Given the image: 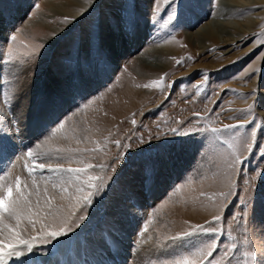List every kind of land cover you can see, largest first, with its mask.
<instances>
[{
	"label": "rangeland",
	"instance_id": "rangeland-1",
	"mask_svg": "<svg viewBox=\"0 0 264 264\" xmlns=\"http://www.w3.org/2000/svg\"><path fill=\"white\" fill-rule=\"evenodd\" d=\"M221 1L202 0L196 19L185 17L179 26L164 27L163 20L154 26L151 20L156 17L150 20L147 15L149 0H140L145 15L139 29L145 33L140 38L126 37L105 23L103 31L116 56L111 58L105 46L107 61L97 74L78 71L76 49H86L102 14L117 13L120 0H0V25L7 30L0 39V138L7 145L0 154V178H26L25 163L31 165L27 151H46L43 141L49 137L60 147L96 149L99 144L98 150L84 153L83 158L111 166L93 172L104 177L106 187L87 209L89 219L83 231L77 230L79 237L39 248L28 264H151L211 241L210 235L203 234L192 237L185 247H181L184 242L163 247L170 237L191 230L192 225H207L215 216L221 217L213 224L218 232L217 264H228L223 254L232 244L237 247L229 252L231 264H264V102L260 95L264 91V2L242 7L228 17L232 22H253L242 47L227 55L233 45L219 47L206 41L204 52L199 53L188 34L216 18ZM158 2L165 17L166 5ZM235 32L231 31L238 36ZM56 65L66 74L57 75L50 91L47 74ZM13 68L21 74L15 75ZM257 75L261 84L250 92L255 95H248L245 88ZM16 77L22 78L28 91L25 107L8 95ZM153 81H161L162 88L153 86ZM54 95L55 105L49 103ZM48 107L52 110L45 117ZM249 108L251 113L246 111ZM253 120L255 124L246 123ZM59 123H65V128L57 132ZM241 123L245 127L211 131ZM71 128L77 130L81 144L63 139L71 135ZM116 140L121 146L115 145ZM37 162L48 160L42 157ZM57 162L81 166L75 159L70 163L52 159L53 165ZM149 166L150 178L145 180ZM48 175L37 173L38 178ZM246 201L251 203L241 225L233 217ZM117 202L124 210L119 230L105 244L103 236Z\"/></svg>",
	"mask_w": 264,
	"mask_h": 264
},
{
	"label": "snow or ice",
	"instance_id": "snow-or-ice-1",
	"mask_svg": "<svg viewBox=\"0 0 264 264\" xmlns=\"http://www.w3.org/2000/svg\"><path fill=\"white\" fill-rule=\"evenodd\" d=\"M93 2L95 3V0ZM163 3L167 9L165 17H161L162 10L158 0H149L147 15L150 20L152 17H156L155 20H151L154 26L160 24L161 20H163L162 26L164 27L179 26L182 18L196 19L202 8V0H163ZM144 15L145 13L140 9V0H120L117 13L110 16L102 14L101 25L98 26L94 38L88 37L86 49L83 52L81 48L76 49L78 71L82 73L93 71L97 74L104 71L103 65L107 61L105 53L106 36L103 31L105 23L117 30L120 35L135 38ZM113 20L115 21L114 25ZM16 39L15 35L11 36L12 41H16ZM261 43L264 44V40ZM12 59L11 53H9V62ZM20 63L24 64L26 61L22 60ZM177 63H182V61H177ZM204 75L206 76V73ZM152 83L153 86L162 88L161 81H153ZM72 86L78 87L76 84ZM18 94L19 89L16 92V95ZM248 95H255V92ZM49 103L55 105L57 97L55 95L50 97ZM246 111L251 113L252 109L249 108ZM246 123L255 124V120L246 121ZM243 127H245V123L225 125L223 129L212 128L211 131L213 133L228 132L234 128ZM64 128L65 123H59L56 131L59 132ZM171 131L176 133L178 129H171ZM69 132L71 135L65 134L63 139L74 141L76 144L82 143L75 128L69 129ZM254 135L255 133H253ZM52 139L53 137H49L43 141V144L48 147L42 153L35 152L34 149L27 151L26 156L31 159V165L25 163L26 178L19 175L7 180L0 178V264H28L29 258L36 256L39 248L47 245L56 247L71 242L73 237L78 238L80 233L77 230L83 231L82 225L86 227L84 222L89 219L86 214L87 209L93 204L95 198L104 192L106 187L104 177L94 175L93 172L97 168L104 169L111 166L93 164L83 158L84 153L98 150L99 144H97L96 149L60 147L54 146ZM87 139V136L83 137V140ZM114 143L118 147L121 146L119 140L114 141ZM36 148H40V145H36ZM6 151L7 145L0 138V154ZM77 154H80V158H77ZM42 157L47 158L48 162H37ZM53 158L56 161L69 163L75 159L81 166L65 167L63 162H57L53 165ZM150 169L151 166L145 170V180L150 178ZM38 172L51 173V175L39 176L38 178ZM249 203L251 201H246L241 213L233 217L241 225L248 215L245 209L248 208ZM123 211L119 202L113 205L109 227L103 236L105 244L114 240V234L119 230L117 226ZM220 220V216H215L213 221L207 222V225H192L191 230L170 237L169 245L163 247L175 246L177 242H184L181 247H185L192 237L203 234L210 235L211 241L185 247V250L174 252L159 259V261L153 260L151 264H217L214 253L218 249L216 242L218 232L213 224L219 223ZM144 231H147L146 225ZM236 247V244H232L230 248L224 251L223 257L228 258V264H231L229 252Z\"/></svg>",
	"mask_w": 264,
	"mask_h": 264
},
{
	"label": "bare ground",
	"instance_id": "bare-ground-1",
	"mask_svg": "<svg viewBox=\"0 0 264 264\" xmlns=\"http://www.w3.org/2000/svg\"><path fill=\"white\" fill-rule=\"evenodd\" d=\"M264 0H222L219 5H220V9L219 12L216 13V15L218 14V16L216 18H214L213 20L205 23L201 28H199L196 31H193L192 33L188 34V39L192 42L197 44L196 45V49L200 50L199 53L204 52L203 47H204V43L206 41H211L215 44H218L219 47H222L223 45H228L231 46L233 45L232 48H228L227 52L225 54H230L232 51H234L235 49H237V47H242V45L245 43L244 41V37L246 36V34H248V30H250V27L252 26L250 24L251 19L249 20H245L243 21V23L241 22H232L229 19H231L234 15L237 14V12L239 13L240 9L242 7H248L251 4H263ZM49 4V3H48ZM239 10V11H238ZM231 18H230V17ZM229 17V19H228ZM250 18H252V16H250ZM219 19H221L222 21H219ZM253 23V22H251ZM255 23H257L255 21ZM236 31L235 33L239 34L238 36H236L234 33L232 34L231 31ZM142 29H139L138 32L136 33V35H138V38L141 37V35L143 36V34L145 33V29L142 32ZM7 32V30L5 28H3V26L0 25V39H3L4 34ZM106 35V41H105V46H106V50L108 51V54L111 58H114L116 56V51L114 52V50H110L111 48V44L109 43V37ZM242 37V38H241ZM123 42V41H122ZM53 43H51L50 45H52ZM125 45V44H124ZM123 45V46H124ZM210 47V46H209ZM250 47V46H249ZM109 48V49H108ZM227 48V47H226ZM250 49V48H249ZM246 48V51L249 50ZM202 50V51H201ZM111 51V52H110ZM118 52V51H117ZM162 54H159V56ZM235 54H231L230 57L232 58ZM157 58V57H156ZM116 62V61H115ZM114 63V62H113ZM115 65V64H113ZM151 65L153 67H159L160 65H157L156 63H151ZM255 65V64H254ZM198 66V65H197ZM213 67V65H210ZM54 67V66H53ZM199 67V66H198ZM196 69V68H195ZM252 69V68H251ZM10 71V70H9ZM12 71V70H11ZM13 71H15V75H19L21 74V71L19 68L14 69ZM23 72V71H22ZM62 74H66L65 72H61L60 68L58 67V65H56L53 70L50 71V73L47 74V79H49V84L50 87H47L50 91L52 88V85L54 83H56L57 79V75H60L62 77ZM69 74V73H68ZM71 75V74H70ZM10 76V75H9ZM15 77V76H14ZM20 78V77H19ZM22 79V78H21ZM21 79L17 80L16 77V81H13V85L10 84V90L8 91V95H10L13 99H16L18 101H20L21 103V107H25V103L26 101H28V99L26 100V97L29 96L27 93V89H25L24 85L22 84L23 82L21 81ZM57 79V80H56ZM82 79V78H81ZM260 76H255L253 77V79L249 82V85L247 87V89L245 88V91L250 93L251 91H253L254 89H256L258 83L261 84V81L259 80ZM9 80V79H8ZM61 80V79H60ZM59 80V81H60ZM79 80V79H78ZM83 80V79H82ZM84 82V81H82ZM10 83V82H9ZM67 83V82H65ZM7 84V83H6ZM59 84V83H58ZM78 85V84H77ZM93 85V84H92ZM9 86V85H8ZM262 86H264V83L262 82ZM52 87V88H51ZM64 87V86H63ZM83 87V86H82ZM19 89V94L16 95L17 90ZM64 89V88H63ZM54 90V89H53ZM55 92V91H54ZM264 91H260V95H262L263 100L262 102H264ZM37 93L35 92V94L33 96H35ZM51 94V92H50ZM63 94V93H62ZM48 95V94H47ZM58 95V94H57ZM62 96V95H61ZM9 97V96H8ZM14 97V98H13ZM52 97V96H51ZM29 98V97H27ZM47 97L45 96L46 100ZM60 99V98H58ZM34 100V99H33ZM18 104V102H16ZM50 105V104H49ZM261 105H264V103H262ZM34 106V105H32ZM28 107V106H27ZM53 107V106H52ZM31 108V107H30ZM46 110V108H45ZM49 110H52L51 107H48L46 112V114H44L45 117H48L49 114ZM56 110V109H55ZM45 112V111H44ZM24 114V113H23ZM32 114V113H31ZM54 114V113H53ZM262 115H264V112L262 113ZM30 116V115H28ZM34 118V117H33ZM31 120V119H30ZM34 121V119H32ZM50 120V119H49ZM43 121V120H42ZM26 131V130H25ZM29 131V129L27 130ZM34 131V130H33ZM37 131V130H36ZM41 131V129H40ZM31 132V131H30ZM27 133V132H25ZM25 135V134H24ZM27 135V134H26ZM28 137V136H27ZM174 171V170H173ZM128 185V184H127ZM126 186V184H124V187ZM118 193L121 195L122 193L118 191ZM156 194V193H154ZM127 210V209H126ZM125 238V237H124ZM65 247V248H64ZM64 247L62 248V250L64 249V251H67L68 245H64ZM122 247V246H121ZM117 250V249H116ZM124 251V250H123ZM122 251V252H123ZM124 254V253H122ZM121 254V256H122ZM81 260H79L80 262ZM67 263V262H65ZM82 263V261H81ZM35 264V262L33 263ZM70 264V263H69Z\"/></svg>",
	"mask_w": 264,
	"mask_h": 264
}]
</instances>
